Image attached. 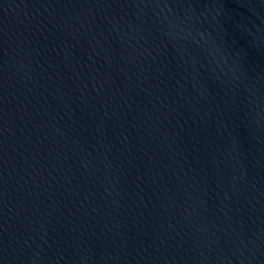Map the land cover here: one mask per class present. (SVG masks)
I'll list each match as a JSON object with an SVG mask.
<instances>
[{
  "label": "water",
  "instance_id": "obj_1",
  "mask_svg": "<svg viewBox=\"0 0 264 264\" xmlns=\"http://www.w3.org/2000/svg\"><path fill=\"white\" fill-rule=\"evenodd\" d=\"M0 264H264V0H0Z\"/></svg>",
  "mask_w": 264,
  "mask_h": 264
}]
</instances>
